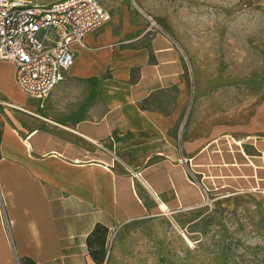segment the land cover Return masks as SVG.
I'll use <instances>...</instances> for the list:
<instances>
[{"label":"crops","instance_id":"obj_1","mask_svg":"<svg viewBox=\"0 0 264 264\" xmlns=\"http://www.w3.org/2000/svg\"><path fill=\"white\" fill-rule=\"evenodd\" d=\"M106 9L43 103L0 60V264H113L127 226L198 208L200 182L264 201V99L243 119L203 116L182 45L140 7ZM98 224L115 240L104 263Z\"/></svg>","mask_w":264,"mask_h":264},{"label":"rangeland","instance_id":"obj_2","mask_svg":"<svg viewBox=\"0 0 264 264\" xmlns=\"http://www.w3.org/2000/svg\"><path fill=\"white\" fill-rule=\"evenodd\" d=\"M99 1L142 8L182 45L203 116L243 119L264 99V0ZM230 197L127 226L113 264H264V201Z\"/></svg>","mask_w":264,"mask_h":264},{"label":"built area","instance_id":"obj_3","mask_svg":"<svg viewBox=\"0 0 264 264\" xmlns=\"http://www.w3.org/2000/svg\"><path fill=\"white\" fill-rule=\"evenodd\" d=\"M140 9L148 21L147 31H163L156 19ZM110 19V11L99 0H60L50 5L0 0V60L14 62L19 87L43 103L74 63V45L83 46L86 34ZM200 185L204 197L200 206L214 207L229 196L212 194L204 183ZM112 245L113 238L107 239V255Z\"/></svg>","mask_w":264,"mask_h":264},{"label":"trees","instance_id":"obj_4","mask_svg":"<svg viewBox=\"0 0 264 264\" xmlns=\"http://www.w3.org/2000/svg\"><path fill=\"white\" fill-rule=\"evenodd\" d=\"M108 236V228L98 224L88 236V245L90 247L93 258L98 263H103L106 256V241Z\"/></svg>","mask_w":264,"mask_h":264},{"label":"bare ground","instance_id":"obj_5","mask_svg":"<svg viewBox=\"0 0 264 264\" xmlns=\"http://www.w3.org/2000/svg\"><path fill=\"white\" fill-rule=\"evenodd\" d=\"M164 210H166V209H164Z\"/></svg>","mask_w":264,"mask_h":264}]
</instances>
